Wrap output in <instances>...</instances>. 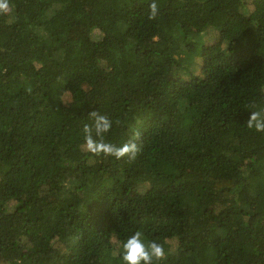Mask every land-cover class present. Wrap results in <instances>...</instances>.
I'll return each instance as SVG.
<instances>
[{
  "label": "trees",
  "instance_id": "1",
  "mask_svg": "<svg viewBox=\"0 0 264 264\" xmlns=\"http://www.w3.org/2000/svg\"><path fill=\"white\" fill-rule=\"evenodd\" d=\"M5 2L0 264H122L136 231L159 264H264V0Z\"/></svg>",
  "mask_w": 264,
  "mask_h": 264
},
{
  "label": "clouds",
  "instance_id": "2",
  "mask_svg": "<svg viewBox=\"0 0 264 264\" xmlns=\"http://www.w3.org/2000/svg\"><path fill=\"white\" fill-rule=\"evenodd\" d=\"M8 4L5 0H0V12L7 11ZM157 7L155 3L150 8V18L157 15ZM95 116V136L101 137L111 128V121L102 115ZM249 127L254 128L256 132H264V110L252 111L248 120ZM88 134L85 137V147L93 154L111 155L116 158L123 157L126 154H135L136 145L134 143L124 144L116 147L110 143H105L94 138L86 126ZM166 256V248L164 243L155 239L146 240L140 231H136L129 235L123 242L120 252L122 264H159Z\"/></svg>",
  "mask_w": 264,
  "mask_h": 264
},
{
  "label": "rangeland",
  "instance_id": "3",
  "mask_svg": "<svg viewBox=\"0 0 264 264\" xmlns=\"http://www.w3.org/2000/svg\"><path fill=\"white\" fill-rule=\"evenodd\" d=\"M105 93V90L100 88L99 90L96 91L95 94H93L92 96V105H94L93 103H98L102 98H103V94Z\"/></svg>",
  "mask_w": 264,
  "mask_h": 264
}]
</instances>
